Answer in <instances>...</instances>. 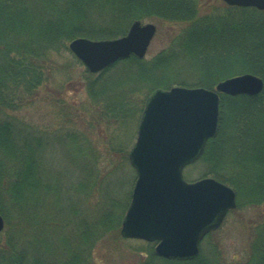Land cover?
Returning <instances> with one entry per match:
<instances>
[{"label": "trees", "instance_id": "16d2710c", "mask_svg": "<svg viewBox=\"0 0 264 264\" xmlns=\"http://www.w3.org/2000/svg\"><path fill=\"white\" fill-rule=\"evenodd\" d=\"M200 1L0 0V264H103L112 242L128 240L119 230L135 176L128 181L115 174L130 168L146 98L174 85L212 89L235 69L260 77L262 91L220 94L217 132L193 164L202 167V177L234 190L236 208L264 205V11L222 3L202 14ZM150 19L184 29L148 61L130 55L97 74L85 69L90 111L116 136L104 150L86 130L62 126L49 134L14 115L32 104L39 86L81 64L73 55L63 61L69 41L116 38L132 21ZM228 36L218 58L232 63L219 65L229 71L221 78L214 70L216 41ZM56 148L60 163L45 158ZM249 242L244 258L232 263L217 243L185 259L161 258L148 242L134 251L143 254L139 264H264V214Z\"/></svg>", "mask_w": 264, "mask_h": 264}, {"label": "water", "instance_id": "95a60500", "mask_svg": "<svg viewBox=\"0 0 264 264\" xmlns=\"http://www.w3.org/2000/svg\"><path fill=\"white\" fill-rule=\"evenodd\" d=\"M221 1L264 10V0ZM155 32L153 23L135 20L122 36L78 37L68 49L96 74L130 55L143 59ZM262 88L260 77L242 73L217 82L213 89L172 86L155 89L146 98L128 153L136 179L121 220V237L154 243L155 254L164 259L198 254L203 238L236 208V194L212 177L187 182L183 169L199 159L216 133L219 94L255 96ZM3 229L0 215V233Z\"/></svg>", "mask_w": 264, "mask_h": 264}, {"label": "rangeland", "instance_id": "374dc122", "mask_svg": "<svg viewBox=\"0 0 264 264\" xmlns=\"http://www.w3.org/2000/svg\"><path fill=\"white\" fill-rule=\"evenodd\" d=\"M200 2L202 14L207 13L205 11H208L213 6L222 5L221 0H201ZM141 22L153 23L156 27L155 35L153 36L143 58L147 61L166 50L170 45L172 38L181 33L184 29L183 23L166 22L157 19L143 20ZM229 40L230 36H228L226 40L223 39V41H221L218 39L216 41L217 51L215 52L213 61L215 67L214 70H216L218 76L221 78L227 76L229 71L219 65H227L232 63V61L228 58H218V54L220 53L219 50L223 51L224 48L227 49L226 42ZM64 56L63 61H71L72 54L70 52L66 53ZM223 56H225V54H223ZM85 69L86 68L83 64H73L69 67L68 71H66V74L64 73L65 75L56 76L53 81L42 84L36 89L32 104L28 108H24L14 115L24 122L32 124L37 129L46 130L49 134L50 132H53V130L59 129L62 126L70 130H86V132H88V137L86 136V138L92 143V145L104 150L107 147L106 145L109 142L112 143V140H114L116 136L112 137L113 139L110 138V130H107L104 124L98 121L95 117L96 114L94 115L93 112L90 111L91 106L84 85ZM235 73H237L236 75H239L247 72L240 73L239 69H235ZM183 76L185 78L193 77L188 73H185ZM225 78H222L221 80ZM135 131L137 133V128L134 129V134ZM134 137L136 138L135 135ZM135 138H133L134 141ZM60 152V148H56V152L53 153L52 156L47 154L45 155V158L48 160L55 158V160L60 163L62 161V154ZM79 157H81V155H79ZM202 172V167L199 164H192L186 166L183 169L182 174L185 181L193 182L200 178H204L202 177ZM133 175L136 178L133 168L131 166L130 168H127V166H125L122 169L116 170L115 178L121 177L130 181L131 178H133ZM113 187L114 190H112L111 193L116 195V186ZM129 188L130 186L128 184L123 188L124 194ZM263 212V204L257 207L244 205L237 207L227 214L221 226L214 231L210 238L207 240L205 239V241L200 244V247L207 250L210 243H217L221 248L224 259L227 263H232L235 259L242 260L248 246L250 245L249 240L251 228L260 220V217L264 214ZM145 243V241L135 239L112 242L110 247H108V249H106L101 255V258H103L102 263L139 264L143 258V254H139V252H135L134 250L135 248H143Z\"/></svg>", "mask_w": 264, "mask_h": 264}]
</instances>
